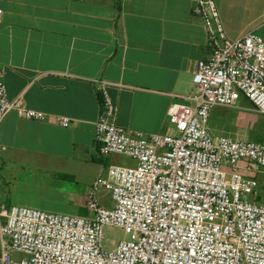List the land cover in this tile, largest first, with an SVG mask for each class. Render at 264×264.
<instances>
[{"label": "built area", "instance_id": "2783aa9c", "mask_svg": "<svg viewBox=\"0 0 264 264\" xmlns=\"http://www.w3.org/2000/svg\"><path fill=\"white\" fill-rule=\"evenodd\" d=\"M3 10L0 8V16ZM212 54L198 61L192 103L168 110L170 133L128 131L118 122L111 82L97 80L101 156L125 155L134 165H103L87 195L89 215L0 201V264H264V141L213 135L215 107L238 108L242 97L264 115V37L256 30L227 37L215 0H195ZM13 111L25 119L48 114L11 99L0 63V126ZM69 127L72 119L56 116ZM0 144V156L2 154ZM101 190L114 206L106 207ZM125 238L105 248L106 228Z\"/></svg>", "mask_w": 264, "mask_h": 264}, {"label": "crops", "instance_id": "0c3cea01", "mask_svg": "<svg viewBox=\"0 0 264 264\" xmlns=\"http://www.w3.org/2000/svg\"><path fill=\"white\" fill-rule=\"evenodd\" d=\"M215 1L229 39L253 30L264 37V0ZM194 5L195 0H0V63L9 97L49 116L25 119L13 111L0 126L1 194L10 204L23 201L57 212L63 211L53 207L71 206L73 214L89 215L88 192L111 156L99 153L97 80L112 83L118 122L128 131H175L169 107L192 103L186 96L194 90L198 61L212 54ZM238 108L258 115L245 97ZM226 109L212 110L210 132L238 136ZM56 116L70 117L71 125H61ZM19 173L26 175L25 193L4 182ZM256 175L264 180V172ZM100 198L110 204L106 190Z\"/></svg>", "mask_w": 264, "mask_h": 264}, {"label": "rangeland", "instance_id": "374dc122", "mask_svg": "<svg viewBox=\"0 0 264 264\" xmlns=\"http://www.w3.org/2000/svg\"><path fill=\"white\" fill-rule=\"evenodd\" d=\"M255 112V111H254ZM225 116H227L230 120L231 123V128H233L236 134H238V136L240 137H245V138H249L252 140H260V136H264V115H261L259 113L256 112V114H258L257 116L255 115H244L242 113V109L241 108H229L226 109V111L224 112ZM216 116L213 118V120H216ZM254 122V123H253ZM215 125L211 124V128H214ZM263 128V129H261ZM229 134V133H227ZM234 135V134H231ZM235 136V135H234ZM262 142V141H259ZM116 158L118 160H116ZM109 164H113V163H117V164H132L134 163V160L131 159L128 156L125 155H111L110 159L108 160ZM2 170L0 167V201L5 202L7 204L9 203V198L5 197L4 195L1 194V185H2V181H1V176H2ZM4 175H6L4 173ZM7 176V175H6ZM24 177H26V175L24 173H19V174H15L13 175V177L10 176L11 181L7 182V178L4 177V182L7 186L11 185L12 186V191L16 190L17 193H25L26 189L24 187ZM15 178V180H14ZM260 181V186L258 188V196L261 197V199L259 201L264 202V180H263V176H261L260 178H258ZM15 193V192H14ZM105 203L107 202L106 199ZM110 201V204H104V206L106 207H110V206H114V202L110 199L108 200ZM16 204H21V205H28V204H23V201L20 203H16ZM55 208V210H59V211H63L64 213L70 212V213H75L74 209L71 206H55L53 207ZM43 209V208H41ZM46 210V209H44ZM50 211V210H48ZM53 212H57V211H53ZM125 238V233L124 230L122 228H118V227H108L106 228V234H105V242H104V246L105 248H112L114 245L118 244L122 239ZM1 249V248H0Z\"/></svg>", "mask_w": 264, "mask_h": 264}, {"label": "trees", "instance_id": "16d2710c", "mask_svg": "<svg viewBox=\"0 0 264 264\" xmlns=\"http://www.w3.org/2000/svg\"><path fill=\"white\" fill-rule=\"evenodd\" d=\"M261 137V136H260ZM256 141H264V139L261 137L260 140H256ZM259 199V198H258Z\"/></svg>", "mask_w": 264, "mask_h": 264}]
</instances>
